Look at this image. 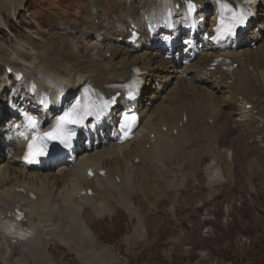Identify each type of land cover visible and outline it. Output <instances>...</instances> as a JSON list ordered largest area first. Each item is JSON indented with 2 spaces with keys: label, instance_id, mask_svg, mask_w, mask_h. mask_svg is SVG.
I'll return each mask as SVG.
<instances>
[{
  "label": "bare ground",
  "instance_id": "obj_1",
  "mask_svg": "<svg viewBox=\"0 0 264 264\" xmlns=\"http://www.w3.org/2000/svg\"><path fill=\"white\" fill-rule=\"evenodd\" d=\"M97 1H89L92 10L89 16H84L80 10L76 12L77 16L73 15L78 27L72 28L76 35L72 43L66 37L49 38L50 41L44 37L50 35L38 27L42 39H38L40 43L36 47L29 48L16 40V51L11 52L13 55L0 57V137L9 129L10 119L16 122L24 112L37 111L29 102L25 85L15 83L13 78L4 74L5 66L22 71L26 80H33L40 89H58L64 97L78 95L79 99L91 101H100L121 91L129 80L131 68L138 66L145 72L144 94L139 100L144 108H138L141 114L139 130L133 140L116 145L112 143L107 119L102 127L92 128L91 147L76 155L74 165H62L42 172L26 171L21 167V149L17 144L10 146L8 156L4 155V144H1L0 215H5L7 210L17 205L23 212V221L20 224L0 220V264H57L58 254H55L53 246L59 250L61 247L64 255L73 250L79 254L83 264H124L125 261L114 255L110 245L98 239L93 225L103 214L112 215V211L120 207L129 220H136L133 234L139 239L144 237V224L133 203L138 189L131 188L130 182L139 180L141 184H136L142 186L144 192L151 181L158 183L161 177L169 178L175 174L174 170L150 159L153 152L159 153L160 145H163L162 153L168 155L172 141L184 144V138L195 134L198 137L196 144L202 147H210L213 140L216 144L219 140L225 143L232 135L246 137L249 140L244 142L250 141L259 147V139L255 135L264 136V20L238 43L239 49L225 44V49L232 51L223 56L236 63L237 67L224 73L220 68L209 69L210 62L220 54V50L205 41H200L196 48L181 49L177 54H181L180 61H189L187 66L176 65L174 60L169 62L167 53L150 52L147 40L134 45L126 43L128 20L141 25L140 19L144 14L151 17L155 13V0H129L125 11L119 9L117 18H122L119 23L103 18L104 10ZM193 1L201 5L221 3L236 6L235 0ZM158 2L161 4L159 10H163L173 0ZM9 9L13 11L11 3ZM263 11L264 4L257 15L264 17ZM176 17L178 22L180 13ZM98 18L104 20V25ZM214 18L211 15L210 22L206 23L208 31ZM3 27L7 30L0 17V28ZM200 27L203 29L204 24ZM179 35L178 31L173 34ZM80 39L84 46L77 45ZM251 43H254V48L250 47ZM239 98L243 117L234 119L236 113L231 117L226 108L236 104ZM177 101L189 108L187 112L180 110L178 118L171 108ZM245 105H250L251 109L245 110ZM214 109L217 110L215 118L212 116ZM54 115L43 114L41 126L49 128ZM250 115H259L263 119L250 118ZM259 122L262 125L258 127ZM215 123L223 128H214L211 132ZM195 129L200 131L196 133ZM220 157L225 162L224 156ZM136 159L138 163L135 164ZM89 168H95V176L88 180L84 173ZM98 170L106 172L104 178L96 177ZM87 189L92 191L91 196L78 197Z\"/></svg>",
  "mask_w": 264,
  "mask_h": 264
},
{
  "label": "rangeland",
  "instance_id": "obj_2",
  "mask_svg": "<svg viewBox=\"0 0 264 264\" xmlns=\"http://www.w3.org/2000/svg\"><path fill=\"white\" fill-rule=\"evenodd\" d=\"M89 1L0 0V17L9 30L0 28V57L13 55L16 40L29 48L36 47L42 39L39 28L50 35L44 36L48 40L66 37L72 43L76 37L72 30L78 27L74 16L78 10L89 16L92 11ZM10 3L13 11L9 9ZM97 3L109 15L118 16L125 0ZM79 45L83 46L84 42L80 41ZM231 107L226 108L231 117L235 113L234 119L243 117L239 103ZM171 108L177 118L180 110H189L179 101ZM216 111L212 113L214 118ZM258 117L263 119L250 115V118ZM214 128L223 127L215 123L209 130L213 132ZM236 136L232 135L233 139L230 137L225 143L219 140L216 144L213 140L210 147H202L196 144L195 134L184 138V144L172 141L168 155L162 153L163 145H160L159 153L153 152L150 159L174 170L175 174L161 177L158 183L151 181L144 192L139 180L130 182L131 188L138 189L133 203L144 224V237L139 239L133 234L136 220H129L120 207L112 215L103 214L94 223L95 235L110 245L124 264H264V136L255 135L260 140L259 147L244 142L249 140L246 137ZM56 248L53 246L58 254L57 264H83L73 250L64 255L61 247Z\"/></svg>",
  "mask_w": 264,
  "mask_h": 264
},
{
  "label": "snow or ice",
  "instance_id": "obj_3",
  "mask_svg": "<svg viewBox=\"0 0 264 264\" xmlns=\"http://www.w3.org/2000/svg\"><path fill=\"white\" fill-rule=\"evenodd\" d=\"M189 7L193 8L194 5H190ZM222 7L225 10L231 12L232 16L227 21L228 26H226L224 28H221L220 26H218L214 31H216L217 33L223 32L224 35H232L234 33L235 27L238 26L239 23L243 22L247 13L242 9L238 10V11L233 10L227 4H223ZM224 19L225 18L222 16L220 24L224 23ZM215 38L216 37H213V39H215ZM85 91H87V89ZM111 102L112 101H105L104 107L106 108L108 106V104ZM77 104H80V101H77ZM77 104H74L72 106V108L65 111L64 115L57 122L56 126L50 132L44 133V136L48 137L49 139H59L60 142L63 143L66 147L69 146L68 145V138H70L71 133L68 132V130H67V124H78L80 122V120L83 119V117L80 115L81 112H83V111H85V109H87V114L91 115L92 110L96 109L98 107L96 104L92 103V104L85 105L79 111H77ZM99 110L102 111L103 109L101 108ZM73 112H75V116L72 115ZM76 117H79V118L77 119ZM29 123L31 124V126L33 128H35L36 122L34 120H31V118H29ZM64 133H67V137L64 139H61V136ZM41 139H43V138H41ZM32 147H33V145L30 144L29 148L31 149ZM42 149H43V146H42ZM42 149H41L40 154H42ZM25 159H27V156L25 157Z\"/></svg>",
  "mask_w": 264,
  "mask_h": 264
}]
</instances>
